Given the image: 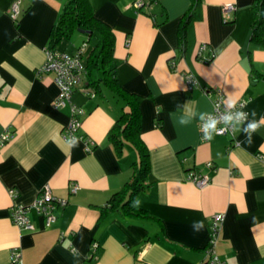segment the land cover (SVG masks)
<instances>
[{"label":"crops","instance_id":"obj_1","mask_svg":"<svg viewBox=\"0 0 264 264\" xmlns=\"http://www.w3.org/2000/svg\"><path fill=\"white\" fill-rule=\"evenodd\" d=\"M13 1L0 0V137L12 134L0 146V264H8L14 247L23 264H207L210 221L220 212L221 264H264V125L250 143L243 125L204 141L200 131V115L213 111L219 89L224 101L246 102L248 121L264 117V43L251 42L256 0H202L183 43L180 22L193 0H153L144 12L132 0H89L114 30L116 76L140 101L141 137L151 154L148 186L138 196L151 218L112 212L104 219L99 211L139 159L130 140L118 154L107 138L129 105L103 83L96 93L85 74L72 101L84 109L80 136L96 145L87 151L85 141L65 139L70 107H54L53 73L40 71L67 0H21L17 20L9 16ZM227 3L237 9L230 22ZM68 39L57 49L73 54L79 44ZM189 73L196 85H187ZM193 172L209 177L206 187L189 180ZM72 183L79 185L75 194ZM46 184L68 205L49 227L32 209V229L19 228L9 216L12 205L31 203Z\"/></svg>","mask_w":264,"mask_h":264},{"label":"trees","instance_id":"obj_2","mask_svg":"<svg viewBox=\"0 0 264 264\" xmlns=\"http://www.w3.org/2000/svg\"><path fill=\"white\" fill-rule=\"evenodd\" d=\"M202 0H193L189 12L182 18L180 24L181 43L184 42V30L190 21L194 9ZM59 14V20L52 26L49 36L50 46L57 48L63 39H68L76 32H83L86 35L87 46L83 50V59L89 83L96 93L99 92L100 83L116 94V97L129 105L128 111L121 113V116L113 123L107 138L114 145V149L121 154L124 141L130 140L133 147L139 153L138 162L134 165L130 180L123 185L108 200L105 207L99 211L100 219L108 214L116 212L124 218H151L143 210L138 201L140 192L148 186L149 173L151 171L150 150L143 138L142 113L140 112V101L136 94L123 89L116 76L117 67L114 64V47L116 46L115 33L113 28L97 18L93 13V6L89 0H67ZM254 19L251 29V42L264 43V0H256L254 6ZM82 47V46H81ZM79 47V48H81ZM78 48V49H79ZM77 49V50H78ZM74 53V52H73ZM94 72H99L98 79L92 77Z\"/></svg>","mask_w":264,"mask_h":264},{"label":"built area","instance_id":"obj_3","mask_svg":"<svg viewBox=\"0 0 264 264\" xmlns=\"http://www.w3.org/2000/svg\"><path fill=\"white\" fill-rule=\"evenodd\" d=\"M132 5L138 12H144L146 9L151 8L155 1L153 0H132ZM21 0H14L10 4V18L13 20H17V16L21 13ZM224 13V22H230L231 14L236 12V6L233 3H227L223 6ZM87 46V43H84L81 48L75 50L73 54L60 51L57 48H52L51 46L45 49V53L47 54V62L41 69L40 73L44 72H52L53 79L58 88V95L55 99L52 100V104L55 108H64L65 106L70 107V120L69 123H66L63 127L64 129V138L68 141L75 140H83L86 143V150L90 151L92 147L96 145L95 141L92 139H85L83 136H80L78 132L80 125L82 123V117L84 113V109L79 106V104L74 103L72 101L74 88L76 85H79L84 75L87 73L86 66L83 63V50ZM206 44H202L200 46V53L206 49ZM187 85H196L197 80L195 79L192 73L186 75ZM213 90H209L208 93H212ZM95 96V93H92ZM215 101L213 105V111L208 114L203 122V124L209 119H221L226 113L231 112L235 113L237 110L247 111L244 109L245 102L240 101L237 103L236 109H228L227 105L224 102V97L222 91L217 90ZM238 122L233 120L232 124L228 125L227 130H223V125L218 124L217 128L221 129V131L215 133L219 135H226L229 133H233ZM201 136L203 141L208 140L204 138V133L201 131ZM12 138V134L3 133L0 137V146H3L5 142L9 141ZM190 181L194 182L200 188L206 187L209 183L210 179L208 176H204L198 173H191ZM79 185L77 183H72L69 186V191L75 194L78 192ZM50 184H46L38 191V196L35 200L31 201V203L26 205L13 204L11 207V213L9 214L10 219L22 229H32L33 221L29 218V213L33 209L36 211L38 215L43 217L44 223L46 227H49L53 223L56 222L57 217L55 212L57 209L64 208L68 205V201L66 198L55 196L53 192H51ZM9 193L12 196H15L14 189H10ZM225 214L220 212L219 214H214L211 218V233H210V241L207 246V256L208 262L207 264H221V260H219L216 255V246L221 237V232L223 230L225 224ZM93 248L98 247V243H94L92 245ZM9 262L8 264H23L24 257L22 256L21 249L19 247H14L9 252Z\"/></svg>","mask_w":264,"mask_h":264},{"label":"clouds","instance_id":"obj_4","mask_svg":"<svg viewBox=\"0 0 264 264\" xmlns=\"http://www.w3.org/2000/svg\"><path fill=\"white\" fill-rule=\"evenodd\" d=\"M228 109H236L237 106V100L233 99L231 96H229L225 101ZM246 103V102H245ZM204 113H201L200 119L204 120ZM252 115L255 116V112H252ZM248 113H245L244 111L237 110L235 111L234 115L231 112L226 113L221 119H209L204 124L203 127L200 129L204 133V138L211 140L213 138V134L221 131V129L217 128L218 124L223 125V130L228 129V125L232 124L233 120L238 122V127L236 128L237 131L241 130L246 136L247 142H251V137L254 132H256L261 125H264V117H261L259 121H256L255 119L248 121L247 120ZM247 121V123H245Z\"/></svg>","mask_w":264,"mask_h":264},{"label":"rangeland","instance_id":"obj_5","mask_svg":"<svg viewBox=\"0 0 264 264\" xmlns=\"http://www.w3.org/2000/svg\"><path fill=\"white\" fill-rule=\"evenodd\" d=\"M85 39H86L85 33L78 32V33H75L74 36L68 39L67 41L69 44H74L77 42V44H79V47H81L83 46Z\"/></svg>","mask_w":264,"mask_h":264}]
</instances>
